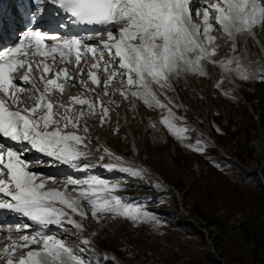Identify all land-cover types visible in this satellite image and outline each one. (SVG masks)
<instances>
[{"label": "snow or ice", "instance_id": "snow-or-ice-1", "mask_svg": "<svg viewBox=\"0 0 264 264\" xmlns=\"http://www.w3.org/2000/svg\"><path fill=\"white\" fill-rule=\"evenodd\" d=\"M34 4L39 11L55 5L72 24L92 26V36L106 38L90 44L87 41L92 36H61L37 27L27 30L14 46L0 49V210L31 222L18 225L17 232L32 225L48 229L65 224L82 232L89 210L97 220L112 214L134 223L158 225L160 221L143 206L115 195L119 183L94 175L85 179L69 176L62 189L49 188L48 183H56V178L43 177L30 167L45 161H30L25 156L34 151L50 158V163L81 173L94 167L85 163L92 143L87 120L97 117L101 126L108 123L111 108L103 96L116 93L124 100H141L150 109H167L161 123L183 141L189 129L173 123L178 117L172 108L178 105L167 95L175 90L173 81L186 74L205 76L208 64H219L225 77L236 73L241 79L251 78L255 73L250 74L242 64L246 53H240L238 38H254V29L264 28V0H34ZM221 38L233 53L222 61L217 60L221 48L217 41ZM58 63L70 65L72 70L57 68ZM33 69L39 73L42 91ZM101 70L102 75H98ZM85 74L87 79L81 78ZM257 78L264 79V74ZM77 83L81 91L69 95L67 103L52 98ZM159 96H164L167 104ZM5 139L19 147L5 144ZM185 146L200 154L206 148L200 140ZM106 158L109 162L102 166L108 170L143 176L105 148L99 160ZM6 239L10 243L0 248V264H91L83 254L94 252L87 247L91 243L88 239L80 242L83 246L77 254L64 239L41 230ZM104 261L111 264L107 256L96 264Z\"/></svg>", "mask_w": 264, "mask_h": 264}, {"label": "rangeland", "instance_id": "rangeland-1", "mask_svg": "<svg viewBox=\"0 0 264 264\" xmlns=\"http://www.w3.org/2000/svg\"><path fill=\"white\" fill-rule=\"evenodd\" d=\"M254 33L238 38L240 53H246L242 64L255 73L251 78L225 77L219 64H208L205 76L173 81L175 90L167 95L178 105L172 108L178 117L173 123L189 129L183 141L161 123L167 109H150L133 97L122 101L117 93L103 96L115 101L109 122L101 126L91 117L87 126H97L100 137L129 157L137 138L139 159L170 186L158 177L126 173L130 192L138 194L135 204L160 223L90 217L94 241L103 247L93 241L87 246L94 250L91 264L105 256L111 264H264V79L257 78L264 74L257 71L264 70V28ZM217 43V60L233 55L223 38ZM127 120L136 134L133 142ZM90 136L88 146L97 149ZM197 140L206 144L203 154L185 146ZM80 242L69 246L78 251Z\"/></svg>", "mask_w": 264, "mask_h": 264}, {"label": "bare ground", "instance_id": "bare-ground-1", "mask_svg": "<svg viewBox=\"0 0 264 264\" xmlns=\"http://www.w3.org/2000/svg\"><path fill=\"white\" fill-rule=\"evenodd\" d=\"M197 2H199V0H197ZM15 24V23H14ZM10 40V39H9ZM11 41V40H10ZM222 69V68H221ZM222 71H223V69H222ZM76 88H77V91L78 92H80L81 91V88H80V85H77L76 86ZM100 90V89H99ZM107 98H110V97H107ZM143 101H141V100H139V101H137V103H139V104H141ZM111 105H112V103H111ZM113 106V105H112ZM118 110V109H117ZM110 113H112V111L110 112ZM110 117V116H109ZM127 126L129 127V129H131V132H132V135H133V137H135L136 138V134H135V131H134V129L131 127V125L129 124V121L127 120ZM88 127H89V129L91 130V132H95V134H98V133H96V131L99 129V128H97V126H95L94 124H92V123H90V124H88ZM105 140V139H104ZM106 141V140H105ZM136 142H134L133 143V150L134 151H136V152H138L139 151V149H138V145H137V143H138V140H137V138H136V140H135ZM145 170H148V172L151 174L150 176H154L155 175V173L156 172H154V170H152L150 167H149V169L145 166ZM162 178V177H161ZM161 182H163L164 183V185H168V183H166L163 179H161ZM168 186H170V185H168ZM76 219H79V217H75ZM90 218V217H89ZM84 222H86V221H84ZM88 222H86V224H87ZM113 223V222H112ZM98 224V223H97ZM88 225V224H87ZM89 226V225H88ZM96 226V225H95ZM90 227V226H89ZM118 227V226H117ZM104 228V227H103ZM117 229V228H116ZM91 231H92V234L94 233V235L93 236H97L96 235V232H95V230H93V228H91ZM96 238V237H95ZM72 242V241H71ZM74 243V242H73Z\"/></svg>", "mask_w": 264, "mask_h": 264}, {"label": "trees", "instance_id": "trees-1", "mask_svg": "<svg viewBox=\"0 0 264 264\" xmlns=\"http://www.w3.org/2000/svg\"><path fill=\"white\" fill-rule=\"evenodd\" d=\"M261 246L264 248V242H263V243H261Z\"/></svg>", "mask_w": 264, "mask_h": 264}]
</instances>
